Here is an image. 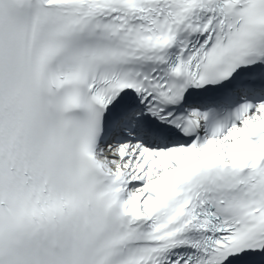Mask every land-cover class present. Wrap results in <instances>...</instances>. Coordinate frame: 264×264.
I'll return each mask as SVG.
<instances>
[{"label":"snow or ice","instance_id":"snow-or-ice-1","mask_svg":"<svg viewBox=\"0 0 264 264\" xmlns=\"http://www.w3.org/2000/svg\"><path fill=\"white\" fill-rule=\"evenodd\" d=\"M0 264H264V0H0Z\"/></svg>","mask_w":264,"mask_h":264}]
</instances>
